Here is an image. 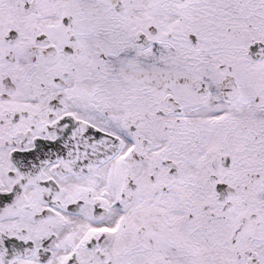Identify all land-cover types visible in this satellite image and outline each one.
Here are the masks:
<instances>
[{
    "label": "snow or ice",
    "instance_id": "snow-or-ice-1",
    "mask_svg": "<svg viewBox=\"0 0 264 264\" xmlns=\"http://www.w3.org/2000/svg\"><path fill=\"white\" fill-rule=\"evenodd\" d=\"M0 264H264V0H0Z\"/></svg>",
    "mask_w": 264,
    "mask_h": 264
}]
</instances>
